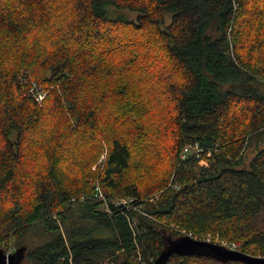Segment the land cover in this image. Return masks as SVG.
<instances>
[{
	"label": "trees",
	"instance_id": "obj_1",
	"mask_svg": "<svg viewBox=\"0 0 264 264\" xmlns=\"http://www.w3.org/2000/svg\"><path fill=\"white\" fill-rule=\"evenodd\" d=\"M182 231L264 256V0H0V246L152 264Z\"/></svg>",
	"mask_w": 264,
	"mask_h": 264
},
{
	"label": "water",
	"instance_id": "obj_2",
	"mask_svg": "<svg viewBox=\"0 0 264 264\" xmlns=\"http://www.w3.org/2000/svg\"><path fill=\"white\" fill-rule=\"evenodd\" d=\"M25 250V244L15 247L10 252L0 246V264H22ZM172 254L206 255L222 263L240 260L248 264H264V256L231 249L215 241L194 238L187 233H180L173 237L169 234L164 236V246L152 264H165Z\"/></svg>",
	"mask_w": 264,
	"mask_h": 264
},
{
	"label": "built area",
	"instance_id": "obj_3",
	"mask_svg": "<svg viewBox=\"0 0 264 264\" xmlns=\"http://www.w3.org/2000/svg\"><path fill=\"white\" fill-rule=\"evenodd\" d=\"M45 93H46L45 90L40 89L36 94L37 99L40 101L43 98ZM201 150H202V148L199 146L198 143L186 144L183 148L182 153H181V157L182 158H185L188 156L198 157L200 155ZM104 158H105V151L101 155V157L98 161V164L92 165V168H96L97 165L102 166ZM79 199L83 200V201L87 200V199L99 200L102 202V206L103 205L105 206V208H103V207L102 208L108 212H111L112 207H115V208H118V207L120 208V206L127 207L130 205L131 200H132V199L126 198V197H119V198L112 199L111 204H109V201L107 200V198H106L103 190L101 189L98 181L93 182V190L90 194H82L79 197ZM71 201H74V199L71 198ZM111 205H112V207H111ZM182 233H185V232L182 231ZM189 235H191V234H189ZM207 240H211V239L209 237H207ZM215 242L220 243V244H222L228 248H231V249H238L237 247H239V245L235 241H232V240L216 239ZM10 251H12V249L7 250V252H10Z\"/></svg>",
	"mask_w": 264,
	"mask_h": 264
},
{
	"label": "rangeland",
	"instance_id": "obj_4",
	"mask_svg": "<svg viewBox=\"0 0 264 264\" xmlns=\"http://www.w3.org/2000/svg\"><path fill=\"white\" fill-rule=\"evenodd\" d=\"M109 13L110 14H122V15H124V16H126L127 18H135L136 17V12L135 11H132V10H129V9H115V8H113V7H109ZM169 21V18H167L166 19V22H168ZM157 101L159 102V99H157ZM163 103V102H162ZM161 103V104H162ZM104 152V151H103ZM103 152L99 155V157L97 158V160L92 164V165H94V164H98V161H99V159H100V157H101V155L103 154ZM254 154V151L253 150H249L247 153H246V156H245V158H244V161H245V163H247L248 161H249V159H250V157H252V155ZM92 165H91V168H92ZM103 208H105V206L103 205L102 206ZM150 217H152V215H150ZM207 237H212L211 235H208ZM216 240V237H215V239H214V241ZM237 243V242H236ZM17 246H19V245H11V248H12V250L15 248V247H17ZM22 264H27V262H26V260L25 259H23L22 260ZM143 264H145V263H143Z\"/></svg>",
	"mask_w": 264,
	"mask_h": 264
}]
</instances>
